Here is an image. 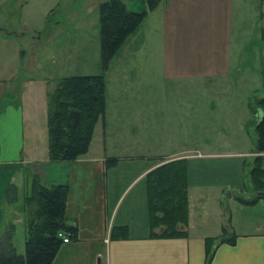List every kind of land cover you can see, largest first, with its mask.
Returning a JSON list of instances; mask_svg holds the SVG:
<instances>
[{"label":"rangeland","instance_id":"rangeland-1","mask_svg":"<svg viewBox=\"0 0 264 264\" xmlns=\"http://www.w3.org/2000/svg\"><path fill=\"white\" fill-rule=\"evenodd\" d=\"M105 1L108 0H0V81L7 88L18 86L16 97L23 108L26 145L34 142L32 153L40 156L46 153L48 144V95L57 81L79 76L104 77L106 136H102L104 130L98 122L90 152L100 153L107 142L111 156L149 157L123 163L124 169L129 166L128 170L116 176L115 187L108 185L110 199L121 197L116 208L109 209L111 223L125 221L129 232L136 234L146 231L147 222L145 178L131 184L141 166L159 165L182 156L177 160L191 161L188 171L194 173L193 162L208 154H242L239 161H245L246 168L259 156L255 153V126L261 118L257 104L264 99V0H245L242 8L234 7L236 21L241 20L235 26L234 38L240 67L234 77L216 82L161 81L155 66L156 49L137 48L145 38L140 35L136 39L140 31L104 70L98 6ZM121 1L133 12H149L146 0ZM148 25L146 20L141 30ZM145 43L148 47L154 41L146 38ZM132 58L148 62L139 66L142 73L138 72L137 82L132 81ZM120 134L125 136L122 142L117 139ZM151 158L155 159L153 163ZM187 192L195 194L196 189L190 187ZM196 196H205L210 209L208 226L214 225L219 209L232 221L226 227L235 226L236 231H244L240 221L253 216L238 209L236 202L225 200V204L221 196L216 199L213 193ZM263 196L260 195L264 201ZM26 197L24 194L19 204L30 214L35 205L28 206ZM234 197L237 201V195ZM14 234L18 245L20 233Z\"/></svg>","mask_w":264,"mask_h":264},{"label":"crops","instance_id":"crops-1","mask_svg":"<svg viewBox=\"0 0 264 264\" xmlns=\"http://www.w3.org/2000/svg\"><path fill=\"white\" fill-rule=\"evenodd\" d=\"M243 5L245 0H159L122 47L140 31L136 39L145 38L139 41L141 45L137 48L156 49L155 66L163 82L229 80L240 67L234 38L235 26L240 25L241 20L236 21L234 7ZM146 20L149 25L142 31ZM146 38L154 41L153 45L149 43L146 47ZM138 60L132 58L131 61L133 82L140 80L137 77L138 72L142 73L139 66L148 63ZM14 87L7 88L0 81V236L12 225L14 231L20 233L18 245L15 234L12 240L19 254L24 252L27 215L19 203L23 202V195L28 194L32 177L37 176L46 187L63 185L67 188L65 217L67 224L77 229V239L62 243L51 264H205V240L210 238L216 239L210 264H264V203L257 199L251 187L250 166L246 168L245 161H239L242 154L205 155L193 162L194 173L188 171L192 162L186 160L188 189L195 188L196 193H188L187 224L178 225V230L186 233L185 237H149L147 219L146 231L130 233L125 221L117 224L110 221L112 211L109 209L112 206L115 209L121 197L110 199L108 185L115 187L116 176L128 170L129 166L124 169L123 163L144 161L149 157L111 156L107 153V142L100 153L93 154L89 148L87 154L72 162L50 161L48 144L46 153L33 154L34 142L31 141L29 147L26 145L23 108L16 97L18 86ZM102 128L105 137L106 118ZM124 137L117 135L121 142ZM226 157L235 159L226 160ZM180 158L182 156L174 159ZM150 160L153 163L155 159ZM164 163L166 161L141 166V170H135L131 184L141 181ZM208 193H213L216 199L221 196L223 202H236L238 209L253 215L240 221L244 231H236L232 225L227 228L232 221L220 209L214 225L208 226L210 209L203 196ZM235 195L239 201L234 199ZM251 209L254 212H250ZM112 227H126L128 238L110 239ZM162 231L163 228H158L153 233ZM223 234L229 239L234 237V243H219Z\"/></svg>","mask_w":264,"mask_h":264},{"label":"trees","instance_id":"trees-1","mask_svg":"<svg viewBox=\"0 0 264 264\" xmlns=\"http://www.w3.org/2000/svg\"><path fill=\"white\" fill-rule=\"evenodd\" d=\"M159 0H146L149 11ZM101 64L107 70L126 39L145 19L146 12H133L121 0H108L98 6ZM261 118L255 126V153L248 178L257 199L264 195V99L259 100ZM106 109L103 76H79L57 81L48 95L47 130L48 158L52 162H72L88 153L98 122L104 124ZM245 163V162H244ZM112 165L114 162L111 163ZM245 165V164H244ZM245 167V166H244ZM146 211L149 237L179 238L186 233L178 225L188 219V185L186 161L166 162L145 175ZM25 203L35 205L26 210L24 252L19 254L13 243L14 227L10 225L0 236V264H51L62 245L60 234L77 239L76 227L65 217L67 188L63 185L44 186L37 176L31 179ZM264 197V196H263ZM27 206V207H28ZM29 209V207L27 208ZM163 228L162 233H153ZM126 227H112L110 239H127ZM223 234L219 243L233 244ZM216 239L205 240V264H210Z\"/></svg>","mask_w":264,"mask_h":264},{"label":"built area","instance_id":"built-area-1","mask_svg":"<svg viewBox=\"0 0 264 264\" xmlns=\"http://www.w3.org/2000/svg\"><path fill=\"white\" fill-rule=\"evenodd\" d=\"M264 156V154H261ZM59 237L62 239V243H68L70 241V237L67 234H60Z\"/></svg>","mask_w":264,"mask_h":264}]
</instances>
